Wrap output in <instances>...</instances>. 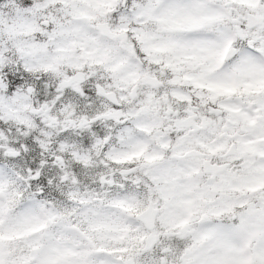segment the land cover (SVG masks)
<instances>
[{
    "label": "snow or ice",
    "instance_id": "1",
    "mask_svg": "<svg viewBox=\"0 0 264 264\" xmlns=\"http://www.w3.org/2000/svg\"><path fill=\"white\" fill-rule=\"evenodd\" d=\"M0 264H264V0H0Z\"/></svg>",
    "mask_w": 264,
    "mask_h": 264
}]
</instances>
